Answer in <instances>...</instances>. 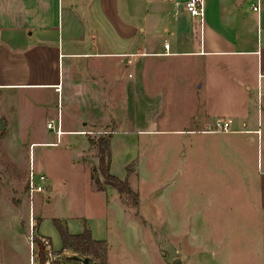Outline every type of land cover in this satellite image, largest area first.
I'll return each instance as SVG.
<instances>
[{"label":"crops","instance_id":"crops-1","mask_svg":"<svg viewBox=\"0 0 264 264\" xmlns=\"http://www.w3.org/2000/svg\"><path fill=\"white\" fill-rule=\"evenodd\" d=\"M186 1L0 0V111L8 123H28L31 128L42 123L43 133L23 136L34 150L58 145L49 144L57 138L46 123L61 112L67 130L61 142L68 134L88 139L80 159L89 166L90 189L107 211L114 207L122 215L135 214L115 186H97L92 177L100 161L97 147L90 135L78 130H107L103 134L110 135V170L128 178L138 194L130 179L138 173L134 163L126 158L120 163L125 176L116 168L112 140L121 123H133L138 133L194 132L197 129L160 123H199L211 126L200 132L211 133L221 131L214 130L219 121H227L234 134L257 132L264 153L263 131L261 135V128L248 127L264 118V0H206L204 21L190 14ZM180 110L185 118L177 122L174 113ZM70 141L66 139L67 146ZM91 147H96L95 164L86 157ZM40 171L53 180L47 170ZM245 180L257 191L254 205L260 212L262 247L255 256L264 264V154ZM44 201L39 194L40 232L55 250L64 249L58 228L44 226L52 221L44 213ZM67 210L56 216L73 234L87 225L94 239L105 240V264H111L108 212L90 215L72 205Z\"/></svg>","mask_w":264,"mask_h":264},{"label":"rangeland","instance_id":"rangeland-1","mask_svg":"<svg viewBox=\"0 0 264 264\" xmlns=\"http://www.w3.org/2000/svg\"><path fill=\"white\" fill-rule=\"evenodd\" d=\"M252 112L257 116L258 109ZM4 113L0 111V264H82L74 254L89 255L99 264L107 262L105 254L85 253L72 245L55 250L40 232L39 194L45 196L44 213L52 220L45 222L47 227L57 229L53 220L68 211L69 205L90 215L108 212L111 264H170L177 256L185 264H258L255 251L262 247V237L257 227L260 212L254 205L257 191L245 180L262 162V140L259 143L257 132L208 133L200 131L209 125L160 123V127L197 131L138 133L133 123H121L112 140L116 168L125 176L120 163L125 158L133 162L138 173L130 179L140 192V207L139 201L133 204L135 194L124 193L126 206L136 214L126 216L114 207L107 211L90 189L89 166L80 159L88 141L85 135L68 134L58 145L34 150L23 136L43 133L42 123H32V128L28 123H8ZM184 114L181 110L174 113L176 121H183ZM248 127L261 128L264 135V118ZM103 133L87 135L98 139ZM52 137L57 138L55 133ZM91 148L86 157L94 163L96 147ZM34 151L36 156H32ZM32 157L37 170L45 169L53 178L47 179L46 190L34 195L28 185ZM92 175L103 179L100 170H93ZM51 183L53 187H48ZM42 246L47 256L44 263Z\"/></svg>","mask_w":264,"mask_h":264},{"label":"trees","instance_id":"trees-1","mask_svg":"<svg viewBox=\"0 0 264 264\" xmlns=\"http://www.w3.org/2000/svg\"><path fill=\"white\" fill-rule=\"evenodd\" d=\"M90 142L97 147V151L100 158L99 166L94 167V170H100V173L104 177V180L102 181L99 176L95 177L92 175L97 186L100 189H104L103 186L104 183L112 184L119 190L121 197H123L124 193L131 195L135 194L133 198V204L137 205L139 201V194L132 188L129 179L128 178L122 179L117 175L113 174L110 170V164H111L110 135L103 134L100 135L98 139L90 137ZM128 171H131V168L128 167ZM54 222L62 236L63 248H67L72 245L75 246L77 249H81L85 253H91L98 256L105 254L106 241L94 239L92 236V232L87 225L83 232L73 234L69 231L68 226L60 218H54ZM39 243L41 245V241H39ZM99 249H102L104 253H100ZM40 256H41V261L44 263L47 259V256L43 246L40 251Z\"/></svg>","mask_w":264,"mask_h":264},{"label":"built area","instance_id":"built-area-1","mask_svg":"<svg viewBox=\"0 0 264 264\" xmlns=\"http://www.w3.org/2000/svg\"><path fill=\"white\" fill-rule=\"evenodd\" d=\"M186 9L190 12V14L194 17H197L201 19V21H204L205 15H206V0H187L185 3ZM259 7L255 6L254 9H258ZM166 49L170 48V44H165ZM57 89L60 91L62 89V85H58ZM47 128L52 129L54 133L56 134L57 140L54 142H50L49 144H59L61 142L62 135L67 131L64 128H62V119H61V112H59L58 119H49L46 123ZM230 123L227 121H219L217 123V128L214 130H229ZM107 130H94L91 128H84L81 130H78L77 132H83L85 134H93L95 132L101 133L106 132ZM32 156H34L32 154ZM33 160L31 162L29 176H28V185L29 190L32 195L36 192L44 191L46 190V184L48 176L46 173L41 172L37 170L35 163H34V157H32Z\"/></svg>","mask_w":264,"mask_h":264},{"label":"water","instance_id":"water-1","mask_svg":"<svg viewBox=\"0 0 264 264\" xmlns=\"http://www.w3.org/2000/svg\"><path fill=\"white\" fill-rule=\"evenodd\" d=\"M2 125L0 124V127ZM74 258L76 259H80V261L82 262V264H99L98 261H91V258L89 255H85L83 257L81 256H78L76 254L73 255ZM170 264H185L184 263V260L182 257L180 256H177V257H174L171 261H170Z\"/></svg>","mask_w":264,"mask_h":264}]
</instances>
